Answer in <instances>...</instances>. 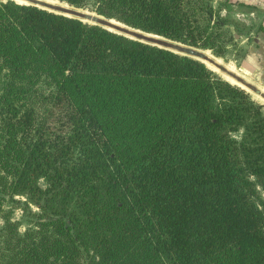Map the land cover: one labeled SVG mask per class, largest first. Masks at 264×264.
<instances>
[{"label": "trees", "instance_id": "trees-1", "mask_svg": "<svg viewBox=\"0 0 264 264\" xmlns=\"http://www.w3.org/2000/svg\"><path fill=\"white\" fill-rule=\"evenodd\" d=\"M63 1L222 55L233 40L209 0ZM18 2L0 0V170L53 231L16 235L12 264H264L262 103L199 59Z\"/></svg>", "mask_w": 264, "mask_h": 264}, {"label": "rangeland", "instance_id": "rangeland-1", "mask_svg": "<svg viewBox=\"0 0 264 264\" xmlns=\"http://www.w3.org/2000/svg\"><path fill=\"white\" fill-rule=\"evenodd\" d=\"M14 1L17 2L22 0H14ZM34 3L37 6L49 10H53L68 16L78 17L88 23H93V21L83 17V15L87 14L90 16H96L102 21V22L100 21L101 23H99V25L110 31L118 33L130 40L142 41L159 47L160 46L167 48L169 47L170 49H171V44H174V46L175 45L185 46V47L188 46L181 42L168 39L164 36L132 27L118 20L115 17L102 15L95 10L96 4L93 2L87 3L86 6L84 7H76L63 0H51V1L34 0ZM105 21L108 22L112 21L111 23L120 27V29L110 26ZM138 33L146 35L147 38L137 37ZM221 42L222 40L216 41V43L219 45L214 46L212 49L191 46L192 48H195L196 50H199L200 52L205 54L208 60H205V58L202 59L193 56L191 57L199 59L200 61L204 62L208 68H210L214 73H216L217 76L232 82L228 77L232 76L235 78V75L224 68L223 65L225 64V62L222 60V58L228 52V49H224L222 55ZM172 50H174V48ZM174 52L186 55L184 54L183 51H180L178 49L174 50ZM232 83H234V81ZM38 87L42 91H48L51 89V85L49 83H46L44 80L38 81ZM261 100L264 102V98ZM234 135L238 136L239 132L234 133ZM249 178L253 181L255 187L254 200L257 202L264 215V190L260 186L256 177L250 176ZM10 179H11V175L9 173L0 170V264H12L11 254L15 251L16 235L24 234V232L27 230H32L34 237L37 239L47 234L51 235L53 231L52 226L47 224H41V220L36 218L34 214L39 213V210L32 203V201H30L25 195H19V194L14 195L9 192L8 186ZM38 184L41 187H44L45 186L44 179L40 178L38 180Z\"/></svg>", "mask_w": 264, "mask_h": 264}, {"label": "crops", "instance_id": "crops-1", "mask_svg": "<svg viewBox=\"0 0 264 264\" xmlns=\"http://www.w3.org/2000/svg\"><path fill=\"white\" fill-rule=\"evenodd\" d=\"M209 1L214 20L222 19L233 38L222 58L224 68L264 107V0Z\"/></svg>", "mask_w": 264, "mask_h": 264}, {"label": "water", "instance_id": "water-1", "mask_svg": "<svg viewBox=\"0 0 264 264\" xmlns=\"http://www.w3.org/2000/svg\"><path fill=\"white\" fill-rule=\"evenodd\" d=\"M22 1H24L25 3H32V4H35L34 3V0H22ZM83 17H85V18H88V19H90V20H92L93 21V23H101L102 21L98 18V17H96V16H90V15H87V14H85V15H83ZM101 21V22H100ZM107 24H109L110 26H112V27H114V28H119L120 29V27H118L117 25H115V24H113V23H111V22H108V21H105ZM103 24V23H102ZM122 28V27H121ZM128 30V29H127ZM137 37H140V38H147V36L146 35H144V34H140V33H138L137 34ZM161 47V46H160ZM163 47V46H162ZM164 48H167V47H164ZM174 48V50H176V49H178V50H180V51H183L184 52V54H186V55H190V56H193V57H198V58H205V60H208V58H206L207 56L205 55V54H203L202 52H200L199 50H196L195 48H192L191 46H174V44H171V49L168 47L167 49H169V50H171V51H174V50H172Z\"/></svg>", "mask_w": 264, "mask_h": 264}, {"label": "bare ground", "instance_id": "bare-ground-1", "mask_svg": "<svg viewBox=\"0 0 264 264\" xmlns=\"http://www.w3.org/2000/svg\"><path fill=\"white\" fill-rule=\"evenodd\" d=\"M51 1V0H50ZM19 3H24L23 1H20ZM60 6V5H59ZM86 11V10H85ZM112 22V21H111ZM131 29V28H130ZM226 64V63H225ZM211 65V64H210ZM212 66V65H211ZM230 80L234 81L232 77H228ZM237 83V82H236Z\"/></svg>", "mask_w": 264, "mask_h": 264}]
</instances>
